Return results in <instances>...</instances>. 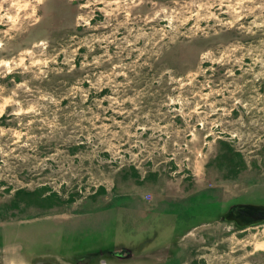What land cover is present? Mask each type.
<instances>
[{"label": "rangeland", "instance_id": "obj_1", "mask_svg": "<svg viewBox=\"0 0 264 264\" xmlns=\"http://www.w3.org/2000/svg\"><path fill=\"white\" fill-rule=\"evenodd\" d=\"M240 202L264 0H0V264H264Z\"/></svg>", "mask_w": 264, "mask_h": 264}, {"label": "water", "instance_id": "obj_2", "mask_svg": "<svg viewBox=\"0 0 264 264\" xmlns=\"http://www.w3.org/2000/svg\"><path fill=\"white\" fill-rule=\"evenodd\" d=\"M221 220L234 221L240 227L264 223V204L240 202L229 206L221 215ZM111 254L126 258L132 255L130 248L123 247L120 250H110ZM39 264H53L51 262H41Z\"/></svg>", "mask_w": 264, "mask_h": 264}, {"label": "flooded vegetation", "instance_id": "obj_3", "mask_svg": "<svg viewBox=\"0 0 264 264\" xmlns=\"http://www.w3.org/2000/svg\"><path fill=\"white\" fill-rule=\"evenodd\" d=\"M110 250H108V252H109ZM85 259H87V256H82V258L81 259H79L77 262L78 263H81V262H83V261H85ZM41 262H47V263H49V262H51V261H40V262H38L37 264H39V263H41ZM51 263H53V262H51ZM54 264V263H53Z\"/></svg>", "mask_w": 264, "mask_h": 264}]
</instances>
